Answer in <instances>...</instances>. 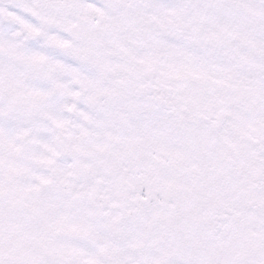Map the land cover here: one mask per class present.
<instances>
[{"label":"snow or ice","instance_id":"6c2138e0","mask_svg":"<svg viewBox=\"0 0 264 264\" xmlns=\"http://www.w3.org/2000/svg\"><path fill=\"white\" fill-rule=\"evenodd\" d=\"M0 264H264V0H0Z\"/></svg>","mask_w":264,"mask_h":264}]
</instances>
